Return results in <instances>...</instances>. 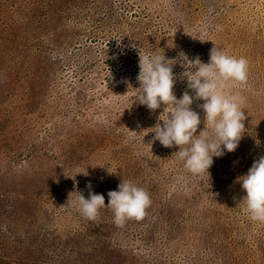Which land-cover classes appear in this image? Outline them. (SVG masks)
Here are the masks:
<instances>
[{"label":"rangeland","instance_id":"374dc122","mask_svg":"<svg viewBox=\"0 0 264 264\" xmlns=\"http://www.w3.org/2000/svg\"><path fill=\"white\" fill-rule=\"evenodd\" d=\"M214 43L249 71L224 89L245 99L246 132L213 157L210 187L179 146L152 142L165 105L134 100L139 47L208 63ZM173 71L177 98L194 96ZM261 156L264 0H0V264H264V223L237 182ZM123 179L150 195L143 220L81 214L78 192L108 204Z\"/></svg>","mask_w":264,"mask_h":264},{"label":"clouds","instance_id":"9594fccd","mask_svg":"<svg viewBox=\"0 0 264 264\" xmlns=\"http://www.w3.org/2000/svg\"><path fill=\"white\" fill-rule=\"evenodd\" d=\"M132 47L137 45L133 44ZM139 57L140 72L137 81L140 86L135 88L139 92L134 102L138 101L152 112L161 108L162 104L165 105L158 122L151 128L150 132L155 133L152 142L158 140L168 148L179 146V151L174 154L183 161L184 168L211 187L209 169L214 163L213 157H222L225 150L234 152L246 132L245 99L238 94H225L224 89L230 81L247 84V59L229 56L219 51L215 43L208 63L202 62L199 56L190 59L183 51L178 58L172 59L165 54H145L141 47ZM177 63L184 69L179 75L187 78V87L194 92V96L188 91L181 98L175 95L177 74L173 67ZM194 100L204 101L200 107L205 113V127L199 133L202 120L199 113L192 109ZM165 112L167 118L162 119ZM256 143L259 144L260 141L257 139ZM237 182L246 191L242 201L246 204L250 220L264 223V156L253 163L247 174L237 177ZM88 187L91 188V184ZM118 187L119 190L108 192V204L105 203L103 194L91 192L90 198H85L78 192L81 214L89 221L96 222L100 210L107 207L113 212V221L118 226L128 220H143L151 206L149 193L124 179Z\"/></svg>","mask_w":264,"mask_h":264}]
</instances>
